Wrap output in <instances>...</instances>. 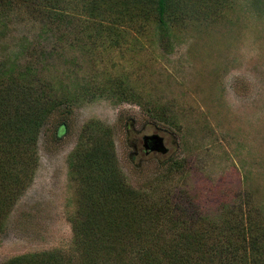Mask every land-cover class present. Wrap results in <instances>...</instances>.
Returning <instances> with one entry per match:
<instances>
[{"label":"rangeland","instance_id":"1","mask_svg":"<svg viewBox=\"0 0 264 264\" xmlns=\"http://www.w3.org/2000/svg\"><path fill=\"white\" fill-rule=\"evenodd\" d=\"M49 13L66 29L55 31ZM163 19L156 0H0V60L14 73L29 64L34 72L22 74L37 86L74 95L71 112L59 108L37 130L25 186L7 214L0 209V264L52 250L74 264H133L126 243H98L78 259L73 251L69 217L88 210L87 191L116 183L76 161L93 147L135 190L180 162L151 197L193 201L198 263L264 264V0H169ZM116 84L129 95H116ZM152 134L165 153L145 149ZM181 228L183 240L190 229Z\"/></svg>","mask_w":264,"mask_h":264},{"label":"trees","instance_id":"2","mask_svg":"<svg viewBox=\"0 0 264 264\" xmlns=\"http://www.w3.org/2000/svg\"><path fill=\"white\" fill-rule=\"evenodd\" d=\"M168 1L156 0L158 19L163 25ZM50 16L53 18L52 24L55 27L52 28H55V31L66 29L60 25L61 17L53 14ZM9 59L6 56L0 60V209L4 214L9 212L19 191L25 186L21 170L28 168L30 160L34 161L37 130L59 108L64 107L71 112L74 106L73 94H55L37 86L33 82L34 79H28L22 74L27 72L30 76L34 72L29 64L23 72L14 73L16 68ZM117 94L129 95L126 89L116 84ZM151 116L155 119L162 118V122L168 127H176V124L173 125L171 119L163 114L159 116V113H151ZM98 150L93 147L91 151H78L75 153L76 161L102 169L107 175L116 177V183L112 182L106 188H101L97 194L87 191L84 200L87 205L88 202L90 204L88 210L83 209L69 217L73 251L77 259L80 256L85 257L89 246L92 248L98 243L104 244L110 240L132 246L133 264H199V260L194 257V251L204 245L200 242V231L190 229L195 221V215L190 210L193 201L177 195L174 191H167L156 199L151 197L161 179L179 172L180 162L173 160L165 163L156 179L144 188L135 190L123 181L118 168L116 174L114 173V166L106 161ZM112 193H115L116 197L110 196ZM99 216L104 218L103 222L98 220ZM186 223L190 231L181 240L179 230ZM223 226L227 228L224 230L227 237L232 238L235 227L228 224V221H224ZM158 231L170 236L167 245L154 241ZM141 242L146 244V248ZM71 255L72 253L52 250L14 256L1 264H74ZM94 259L96 260L95 257L89 256L82 264H93Z\"/></svg>","mask_w":264,"mask_h":264},{"label":"water","instance_id":"3","mask_svg":"<svg viewBox=\"0 0 264 264\" xmlns=\"http://www.w3.org/2000/svg\"><path fill=\"white\" fill-rule=\"evenodd\" d=\"M143 142L145 149L148 151H160L162 153L167 151L163 138L157 134L145 135Z\"/></svg>","mask_w":264,"mask_h":264}]
</instances>
